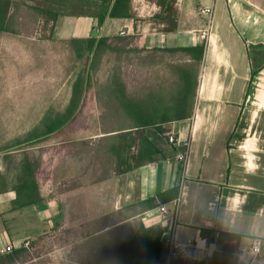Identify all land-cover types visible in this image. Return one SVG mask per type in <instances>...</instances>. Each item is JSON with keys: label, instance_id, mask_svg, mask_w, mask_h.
Instances as JSON below:
<instances>
[{"label": "crops", "instance_id": "0c3cea01", "mask_svg": "<svg viewBox=\"0 0 264 264\" xmlns=\"http://www.w3.org/2000/svg\"><path fill=\"white\" fill-rule=\"evenodd\" d=\"M161 1L132 0L133 18L107 17L102 26L92 17H62L53 37L34 46L39 47L37 53L51 54L53 46L62 44L77 56L73 40L92 37L128 38V52L204 45L189 116H171L170 122L159 124L171 129L177 143L147 128L146 136L163 158L131 170L116 168L107 145L120 141L122 133L135 132V120L113 119L110 125L117 128L109 133L100 129L107 125L100 121L95 134L56 140L75 118L63 121L59 132L49 134L46 129L14 145L36 143L35 150L1 149L0 264H163L170 218L163 217L160 206L174 211L176 199L173 234L178 243L199 246L183 264H249L247 252L254 239L262 241V260L257 263L264 264V0H175L173 32H165L167 23L157 19L164 11ZM204 8L213 10L212 17L202 13ZM208 26L205 41L201 32ZM18 30L0 35H19ZM169 55L175 56L177 67L195 62L181 52ZM80 78L84 83L75 89ZM171 78L174 88L178 72ZM87 80L79 76L73 83L63 115L74 93L80 95V112L89 95L120 94L107 86L92 91ZM127 94L126 109L135 110L141 97L129 88ZM100 100L97 109L99 104L115 112L125 109L114 97ZM54 123L47 120L43 126ZM79 142L88 144L89 153H100V161L89 160L99 166H88L86 154L73 153ZM186 149L189 158L183 166L178 154ZM77 161L79 166L73 167ZM176 187V199L159 197ZM45 239H58L59 246ZM25 242L31 243L29 249Z\"/></svg>", "mask_w": 264, "mask_h": 264}, {"label": "rangeland", "instance_id": "374dc122", "mask_svg": "<svg viewBox=\"0 0 264 264\" xmlns=\"http://www.w3.org/2000/svg\"><path fill=\"white\" fill-rule=\"evenodd\" d=\"M17 1L20 3L16 9L20 36L0 35V150L7 147L18 150L29 147L35 150L36 143L30 142L18 147L14 145L26 136L42 135L47 129L43 126L47 120L63 115L69 90L79 76L88 79L92 91L100 92L108 86L112 77L119 78L126 89L135 91L137 97L141 98L147 92H168L173 88L171 77L175 76L177 60L169 54L136 53L134 50L126 52V44L120 47L116 45L114 51L105 53L92 63L87 60L86 55L78 58L69 54L62 44L53 46L55 53H37L39 47L34 46L37 44L35 42L42 44L53 37L52 22H47L30 8L40 0ZM106 97L105 94L89 95L83 103L85 109L66 132L62 131L60 136H56V140L66 139L70 134L72 138H79L97 133L99 128L96 125L103 121V114L104 122L109 125L113 119L122 118L121 111L105 110L108 105L99 104L100 109L96 108V99L100 98L102 101ZM100 129L106 132L105 129ZM90 151L94 155L89 153L87 146L82 145L75 148L73 153L82 152L86 154L84 160L88 159V166H99V162L92 164L89 160L95 158V161H100L102 158L97 157L100 153ZM77 166L78 161L73 163V167ZM56 177L62 179V176ZM45 242L59 246L58 239H45ZM35 255L36 252L32 256ZM261 260L262 258L255 262L249 260V263L256 264Z\"/></svg>", "mask_w": 264, "mask_h": 264}, {"label": "trees", "instance_id": "16d2710c", "mask_svg": "<svg viewBox=\"0 0 264 264\" xmlns=\"http://www.w3.org/2000/svg\"><path fill=\"white\" fill-rule=\"evenodd\" d=\"M131 2L132 0H40L38 4L30 8L43 16L47 22H52L53 32L55 25L62 17H92L97 19L99 26L104 24L107 17L133 18ZM174 2L175 0L161 1L164 11L160 15H157V19L167 23V27L164 30L165 32H173L175 30V25L173 23ZM19 6L20 3L17 0H0V33L16 34L18 31L16 9ZM127 40L128 38L125 37H105L101 39L92 37L73 40L72 43L77 57L83 58L86 55L87 60H90V63H92L94 59L101 58L100 56L105 53L114 51L116 45L120 47L122 44H127ZM204 50V45L193 48L153 50V53L167 52L169 54H174L181 52L185 55H191L195 62L184 64L182 67L178 66L176 68L178 72V85L171 88L168 92L164 90H162V92H150L145 102L143 98L140 99V105L136 106L135 110L128 111V109H126L129 100L127 89L124 87V84L120 82L119 78L114 79V77H112V81L109 82L107 87L117 88L120 94L107 96L108 99L111 100L112 97L119 99L125 108L121 111L122 118L128 119V117H130L138 124V126L134 128L136 129L135 132L130 131L122 133L120 135V141L109 142L107 145V155L112 159L116 168L123 167L125 170H131L142 165L154 163L163 158L162 152L146 136L145 129L150 127L156 128L161 135L168 139L171 129L169 127L159 126V124L170 122L171 116L176 117V119H185L189 116L197 88V64L202 60ZM134 52L143 53L145 50L137 49L134 50ZM86 82L89 86L88 80ZM83 83L84 80L82 78L78 79L75 84V89L82 86ZM79 98V94H73L71 105L65 114L55 117V123L47 127L49 134L59 132L63 127V121L73 120L79 115L80 111L76 110ZM167 101H171L175 103V105H163ZM144 103H146V105H144ZM105 110L111 109L107 108ZM101 117V120L104 122V114ZM101 128L106 130L105 133H109L114 131L117 127L104 124ZM119 128L127 129L126 127ZM129 135H131L130 139H128ZM76 145L77 147L82 145L88 146L86 142H79ZM179 194L180 188L176 187L159 194V197L169 202L176 199ZM160 255L161 253L153 260L154 263L155 261H159ZM149 264H151V262ZM171 264H183V260L180 258H173ZM185 264H197V262L188 260Z\"/></svg>", "mask_w": 264, "mask_h": 264}, {"label": "built area", "instance_id": "2783aa9c", "mask_svg": "<svg viewBox=\"0 0 264 264\" xmlns=\"http://www.w3.org/2000/svg\"><path fill=\"white\" fill-rule=\"evenodd\" d=\"M202 13L204 15H207L210 18L213 15V10L211 8H204L202 10ZM209 29L210 28L208 26L205 30H203L201 32V37L205 41L209 37ZM169 142L171 144L177 143V139L174 137L173 134H170ZM188 158H189V150L188 149H186L185 151L178 154V161L180 163H182L183 166L187 165ZM178 204H179V199H176L174 211H171L167 207V205L160 206V212L163 215V217L167 220L170 218L169 223L167 224V227H166L167 235H168L167 253H166L165 258L163 259V264H171V260L173 258H180L182 260L188 259L191 257L193 250L199 249L198 244L196 242H193V241H188L186 243H178L174 234H173V232H174L173 228L175 226V220H176L175 218H176V214H177ZM24 246L29 249L31 247V243L25 242ZM6 250H7V252H11L12 247L8 246ZM247 255H248V257L252 258V259H250V258L249 259L252 260L253 262H255V260H257L258 258H262V255H263L262 241L259 239H254L251 242V245L248 249ZM249 264H251V262ZM252 264H255V263H252Z\"/></svg>", "mask_w": 264, "mask_h": 264}, {"label": "snow or ice", "instance_id": "6c2138e0", "mask_svg": "<svg viewBox=\"0 0 264 264\" xmlns=\"http://www.w3.org/2000/svg\"><path fill=\"white\" fill-rule=\"evenodd\" d=\"M250 166H252V165L250 164Z\"/></svg>", "mask_w": 264, "mask_h": 264}]
</instances>
